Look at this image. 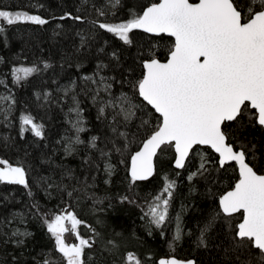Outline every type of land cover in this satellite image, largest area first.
Segmentation results:
<instances>
[{"label":"snow or ice","instance_id":"1","mask_svg":"<svg viewBox=\"0 0 264 264\" xmlns=\"http://www.w3.org/2000/svg\"><path fill=\"white\" fill-rule=\"evenodd\" d=\"M87 4L88 0H82L76 12ZM123 7L122 0H92L94 16L87 21L91 29L87 35L76 33L80 44L75 63L70 56L62 58L75 67L76 74H70L66 84L53 80L58 84L55 95L50 91L37 93V100L47 105L55 102L61 111L67 106L69 128L56 141L60 147H53L51 155L35 158L41 167L48 166L49 175L37 171L33 161L13 163L0 158V185L22 186L28 198L20 202L19 210L0 212V246L5 250L11 247V254L0 264H94L91 252L99 233L89 225L92 237L80 234L78 228L83 221L74 211L73 201H91L94 212H103L99 206L105 201L114 208L113 197L107 192L98 195L97 189L101 182L111 187L121 166L127 191L115 199L121 205L140 209L139 219L148 236L159 230L164 237L167 225L174 221V234L168 242L174 251L185 236L194 235L184 230L187 205L181 202L180 211L174 217L170 214L184 173L189 194L197 192L196 185L203 180L202 196L211 200L209 213L197 221L195 247L208 249L212 235L222 227L229 234V247L223 249L221 264H253L251 257L241 260L245 251H255L256 264H264V165L257 168L264 161V0H146L128 8L125 18L115 22L117 11ZM52 19L86 22L72 11ZM22 23L45 26L49 20L24 10L0 9V35L7 32V26ZM137 30L146 35L138 44L139 62L135 67L124 68L119 52L116 48L108 52L111 45L104 40L89 61L94 62L93 69L85 74L84 60L88 57L81 58V50L90 51L91 42L105 33L115 38L120 51L126 50L125 46L137 43ZM58 35L53 29L52 38ZM145 48L147 51H142ZM5 63L13 62L0 57V64ZM51 67L38 57L30 66L21 62L0 75H10L11 83L24 86L31 83L30 77ZM0 84L9 93L0 96V101L10 102L2 110V123L11 127L17 100L5 79H0ZM85 104L95 109L99 122L96 134L86 139L81 134L92 129L84 116ZM25 112L19 116V135L31 132L39 141H46L45 125ZM2 142L8 147L11 137H3ZM57 152L65 160L80 156L79 172L64 160L54 163ZM165 152L170 153V171L162 175L157 193L141 204L135 191L138 182L160 175L158 159ZM225 177L228 184L224 189L213 191ZM54 191L59 203L48 209L47 204L40 203L39 194L43 192L50 201ZM3 200L10 202L8 195ZM32 221L46 228L52 242L47 250L29 248L34 233L27 225ZM66 234H72L74 242L69 243ZM108 244L111 247L105 250L116 255L120 245L112 240ZM122 259L123 264H196L193 259L175 256L142 260L132 251Z\"/></svg>","mask_w":264,"mask_h":264},{"label":"trees","instance_id":"2","mask_svg":"<svg viewBox=\"0 0 264 264\" xmlns=\"http://www.w3.org/2000/svg\"><path fill=\"white\" fill-rule=\"evenodd\" d=\"M146 0H122L123 8L117 11V21L125 18V14L128 8L138 3H144ZM92 0H88V4L81 9L80 12H76V8L82 4V0H0V9L5 10H24L30 14H38L43 18L49 20V24L45 26L33 25L30 23H22L15 26H7V32L4 35H0V57H4L5 61H12L13 63L0 64V74L8 73L10 67L19 66V63H24L26 66H30L31 61L38 57H43L47 60L52 67L42 74L34 77H30V84L24 86H18L11 83V76L7 77L0 75V79H5L8 84V89L11 90V94L15 95L17 104L15 105L12 113L11 120L12 126L6 127L3 121V108L8 106V103L0 101V158H9L11 162L16 160L33 161L36 163L37 171H40L42 175H49L48 166H40L39 161L35 158L43 157L44 153L52 154V148H59L60 145L56 144L61 136L65 134V131L69 128V125L65 118L67 112V106L63 108V111L56 106L55 102L51 105L45 104L41 100H37V93L41 91H50L55 95V89L58 84H66L68 82V76L75 75V67L69 66L64 59L66 57H72V63L76 60V48L80 44V36L76 33L82 31L87 35L91 29L89 21L94 16V11L91 8ZM43 5L44 7H28V5ZM19 6V7H17ZM86 9V10H85ZM65 11H72L73 14L81 15L85 18V23L73 22L71 20L61 21L59 19L53 20L52 17H59L63 15ZM62 25L61 29H57L56 25ZM53 29L58 31L60 35L52 38ZM137 30L134 36L136 44L131 47L125 46L126 50L120 51L115 42V38L111 34L105 33L104 36L97 37L95 41L91 42V49H83L79 54L81 58L88 57L84 60L86 67L83 69L85 74L91 72L94 67V62H89L92 56L96 54L98 46H102L104 40H108L111 47L106 50L111 52L113 48L119 52L121 57V63L124 68L129 66L135 67L139 62L138 44L142 42L144 36ZM5 36H7V43L5 44ZM122 43V42H119ZM147 51V48L142 49ZM161 59H163V50L159 53ZM107 62V61H105ZM42 67V65H41ZM136 73L139 74V68H136ZM56 80L57 83L52 81ZM118 90V86H117ZM8 91L0 84V96L8 95ZM87 110L84 112L85 118L89 121L88 127L92 129L90 133H83L82 138H87L89 135L96 134V128L99 126V122L95 120V109L90 104L83 105ZM26 110V112H25ZM21 112L31 113L37 118L38 123L45 125V131L48 139L46 141H39V138L34 137L31 132H25L23 137L19 135V116ZM255 136H259L258 132L252 133ZM11 137L12 142L8 147L3 144V137ZM44 145H48L45 147ZM25 153H28L26 156ZM170 153H163L158 159V170L160 175L153 177L150 181L138 182V187L135 189L139 193V203L143 204L144 200L151 199L153 195L157 193L161 187V177L164 173L170 171L169 166ZM64 160V163L71 168L77 169L79 172V166L81 164V157L76 156L68 157L64 159L61 152H57L54 157V163H60ZM264 165V161H261L257 165L259 169ZM182 173L178 182V188L175 193V197L172 203L170 214L174 217L177 212L180 211L181 202L187 205V209L183 215L184 230L187 232L191 230L193 232L192 237L185 236L184 239L178 243L173 250L169 249L168 242L171 241L175 230V222L167 225L166 235L161 237L159 230L154 231L152 236H148L144 230V222L139 219L141 212L138 207L130 204H119L116 201L117 194L123 195L127 191V185L122 183L124 172L122 170L119 174L112 178L111 187L105 186L102 182L97 189L98 195H103L107 192L108 195L113 197L114 208L108 207V202L105 201L104 205L99 207L104 208L103 212H94L91 201L81 200L79 203L73 201V209L77 213L78 218L83 221L79 226L78 231L84 238L92 237V233L89 230V225L95 228L99 233L95 237L96 244L92 249L91 255L94 258V264H123V256H126L128 251L135 252L142 260L152 256L156 259L164 256H175L179 259H193L196 264H221L224 252L223 249L229 247V234L224 228H220L216 233L212 235L211 243L208 249H197L193 240L196 234L197 221L202 220L205 215L210 211L211 200H205L202 193L205 191L203 180L197 183V192L189 194L188 183ZM59 178L58 176L56 177ZM228 184L227 177L213 188V191L223 190ZM8 195L10 202H5L3 196ZM28 198L24 195L22 186L18 185H0V212L7 213L9 211H17L21 208L20 202H26ZM40 203L47 204L48 209H54L59 203V196L54 191L53 199L46 200L43 192L39 194ZM65 200L67 197L65 196ZM7 203V208H5ZM102 221V223H98ZM30 231L34 233V238L30 239L29 248L34 247L36 252L41 249L47 250L52 243L49 241L46 235V228L41 229L38 221H32L27 225ZM116 233H122L123 236H117ZM135 233V235H132ZM139 239H136V237ZM112 240L116 244L120 245L119 252L116 255H110L106 248H110L111 245L108 241ZM216 245H220L217 247ZM11 254V247L5 250L0 246V261H2L7 255ZM35 254V253H33ZM231 254V253H230ZM257 253L255 251L249 253L247 251L241 255V260L252 258L253 264H256ZM23 258V257H22ZM233 261L235 262V256L233 255Z\"/></svg>","mask_w":264,"mask_h":264},{"label":"rangeland","instance_id":"3","mask_svg":"<svg viewBox=\"0 0 264 264\" xmlns=\"http://www.w3.org/2000/svg\"><path fill=\"white\" fill-rule=\"evenodd\" d=\"M66 238L69 243L74 242V237L72 234H66Z\"/></svg>","mask_w":264,"mask_h":264},{"label":"water","instance_id":"4","mask_svg":"<svg viewBox=\"0 0 264 264\" xmlns=\"http://www.w3.org/2000/svg\"><path fill=\"white\" fill-rule=\"evenodd\" d=\"M179 259V258H178Z\"/></svg>","mask_w":264,"mask_h":264}]
</instances>
